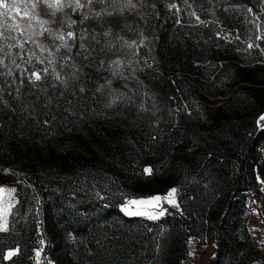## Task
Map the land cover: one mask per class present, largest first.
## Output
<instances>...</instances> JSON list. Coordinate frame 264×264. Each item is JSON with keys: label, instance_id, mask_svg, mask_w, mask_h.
I'll list each match as a JSON object with an SVG mask.
<instances>
[{"label": "trees", "instance_id": "obj_1", "mask_svg": "<svg viewBox=\"0 0 264 264\" xmlns=\"http://www.w3.org/2000/svg\"><path fill=\"white\" fill-rule=\"evenodd\" d=\"M225 1L213 0L203 9L213 11L224 28L256 42L257 25L250 14L258 11L261 0H227L226 12L221 10ZM172 2L178 0H145L147 6L135 10L127 21L128 32L136 30L140 39H147L141 49L150 48L148 60L161 65V72L143 67L135 51L118 66L124 74L106 75L109 65L117 68L112 58L122 48L119 24L112 21L97 26L81 52L72 55L61 76L67 86L55 80L35 90L23 82L16 88L17 96L0 94V169L11 170L0 171V185L16 187L22 212L29 203L35 206L20 225L0 234L6 241L0 242V264H34L39 235L46 243L45 261L53 257L56 264H192L188 243L191 236L201 235L194 228L203 219L216 226L218 251L211 264L224 254L223 227L212 214L204 218L200 210L187 206L182 213L172 208L153 221L125 216L120 210L126 199L159 193L160 188L152 186L186 162L183 145L193 138L205 142L203 126H212L211 114L226 126L228 108H242L237 102L240 93L253 100L246 107L247 134L256 131V120L264 113V64L260 63L264 38L256 42L260 49L248 62L259 77L249 79L251 86L237 88L241 79L236 64L217 63L213 27L195 28L186 19L179 23ZM260 17L264 22V14ZM231 47L224 48L230 53ZM165 68L200 74L211 80L213 93L232 92V96L213 108H191L189 115L177 107V101L203 98L199 88L210 94L209 85L169 80ZM230 75L235 80L228 86L224 80ZM257 95L262 98L254 100ZM259 136L264 138V129ZM204 148H209L207 143ZM42 149L49 161L41 158ZM196 162L192 158L190 166L195 168ZM147 166L153 168V175L144 173ZM9 249L19 252L7 260Z\"/></svg>", "mask_w": 264, "mask_h": 264}, {"label": "rangeland", "instance_id": "obj_2", "mask_svg": "<svg viewBox=\"0 0 264 264\" xmlns=\"http://www.w3.org/2000/svg\"><path fill=\"white\" fill-rule=\"evenodd\" d=\"M144 1L132 0L136 4V7L132 9L123 8V11H121V3H116L113 6L112 0H106L103 4L99 0H93L91 11L87 6L75 14H72L71 10H67L70 18L77 21L75 25L69 28L66 23L65 13L58 12L55 16H52V10L47 8L43 3L33 8L32 3L34 0H15L17 8L9 12L7 18L0 17V60L3 61L0 64V94L17 96L15 91L20 92V90H16V88L18 84L22 85L23 82L24 85L27 84V86L35 90L43 87V84L46 82L51 81V84H55L57 79L55 78L53 69L62 76L63 69L70 67L69 63L72 61V55L76 54V52L79 54L83 49L86 37L90 36V33H95L97 26L105 22L113 24L112 21L119 24L121 38L118 39V42L122 45L121 51L119 52L118 50L116 56L114 55L115 59L112 58V61L119 60L123 63L126 56L128 58L130 54H134L137 51V54L141 56L140 62L143 67L161 72V65L148 60L152 55L150 48L148 47L146 50L141 49L143 48V42H147V39L145 38L143 41L137 36L136 30L130 33L127 29L129 27L127 24L129 16L135 13V10H140L141 6H147ZM212 1L178 0V2H172L171 6L178 10L175 16L179 23L186 19L195 28L199 26L205 30H209L213 27L214 45L218 51L217 63L220 65L225 63L236 64L239 68V78L241 79V83L237 88L251 86L249 79H257L259 77L256 71L251 70L252 65L248 64V62L251 61L252 53L260 49V47H256V42L264 38V22L263 20L261 21L260 17L264 14V0H261L262 3L259 5V9H257L258 11L250 14L255 19L253 23L257 25L256 42L241 38L239 31L224 28L213 11L209 12L210 10L203 9L207 4L211 5ZM9 2H12V0H9ZM82 2L86 3V0H82ZM221 3V10L226 12L230 6L229 1L226 0ZM105 9L112 14H103L100 17L94 15V12H101ZM183 11L184 15L182 14ZM84 13L88 14V19L86 20L83 19ZM43 20H47L49 23L42 25L41 21ZM81 20H83V23H80ZM52 21L55 22L53 23ZM135 21L137 24L142 22L139 15L136 16ZM44 28L63 30L65 33L69 31L76 33L75 40L68 38L67 41L69 45H72L71 51L63 47H60L59 51H56L61 42L50 36L47 31H42ZM81 36H83L82 39ZM133 42H135V46L129 47ZM21 44L23 47L20 46ZM38 44L47 45L51 49V57H49L48 51L41 52ZM227 44L232 46L230 53L224 48ZM249 44H252L251 48L248 47ZM37 57H40L43 63L39 62ZM50 60H54L55 62L51 63ZM260 63L264 64V60L260 61ZM206 64L207 66L209 65L208 63ZM45 68L48 69L47 75L43 72ZM118 68L119 72L117 76L124 74L122 70L125 69L123 67ZM215 68L217 67L214 66L211 69L216 74L217 72L215 71L218 69ZM116 69L114 65H109L106 75L111 77L116 76L113 75V71ZM165 69L163 74L169 80H187L195 86H198L199 82L207 85L211 83V80L204 79L200 74L184 71L174 72L168 68ZM69 70H71V73L74 71L72 69ZM34 71L40 72L41 80L30 82L29 76ZM234 80L233 75H230L228 78H225L224 84L226 83L228 86L233 85ZM208 90L210 94L215 95L211 94L212 96H210V94L205 93L203 87H200L199 92L203 98L195 99L194 102H189L183 98L181 102L177 101V107L190 113L192 111L191 108L198 109L200 105L213 108L215 105L228 103L232 96V92L228 96L218 95L219 90L213 93V88L210 85ZM179 93L182 97V92L179 91ZM240 94L237 102L242 108H228L227 115L224 117L226 126L221 124L219 118L211 114L212 126L206 124L203 126L205 129V142L193 138L192 141L185 143L183 145L184 153L188 154L186 162H184L182 167L179 166L176 169L178 171H173L172 175H162L164 178L152 186L155 190L160 188L158 190L159 193L155 195H160L161 197H164L169 189L177 188L178 191L175 194V198L179 203V208L170 205L163 199L159 202V206L142 205L140 208L141 210L153 213L164 212L162 216L153 221L162 219L172 208L182 213L183 207L187 208V206L200 210L204 218L206 216L211 217L212 214L215 216L218 226L222 225L223 227L221 229V237L224 254L219 256L217 264H264V191H262L264 189V183H262L264 182V138L259 136L260 131L264 129V120L260 119L264 116V113L256 120V131L247 134L245 123L246 112L248 110H246V107L249 109V105L253 100L246 93ZM259 98H262V96L257 95L253 97L254 100H259ZM202 115V122H205L204 113ZM205 143H207L208 149L204 148ZM40 155L42 159L49 161L46 150L42 149ZM189 156L197 161L195 168L190 166L192 158L189 159ZM177 172H179L180 176L177 175ZM153 174L154 172L151 175ZM237 177H239L238 183L235 182ZM0 188L5 190L0 192V210L8 211L6 217L0 216V222L6 219L8 225V231H0V234H3L10 232L14 228L13 225H20V222L22 223L29 215H32L35 212V206L29 203L26 206V210L22 212L19 210V191L16 187L11 184H4L0 185ZM13 188L16 189V192L9 198L8 190ZM129 217L147 218L145 216ZM215 228V224L213 225L207 219H203L202 223H199L194 228L201 235L191 236L189 240V262L192 264H211L213 262L218 251L215 240ZM62 238L66 237L62 236ZM37 239L39 240L36 250L42 248V251L39 257L36 255V250L34 251V264H49V262L56 264L53 257H47L45 261L44 250L46 243L40 235ZM42 240L44 241L43 245L41 244ZM0 242L6 241L0 237ZM11 250L15 249L6 251L5 258L7 260L12 259L18 254L9 257L8 253ZM189 253H194V255H189Z\"/></svg>", "mask_w": 264, "mask_h": 264}, {"label": "snow or ice", "instance_id": "obj_3", "mask_svg": "<svg viewBox=\"0 0 264 264\" xmlns=\"http://www.w3.org/2000/svg\"><path fill=\"white\" fill-rule=\"evenodd\" d=\"M100 3H105L106 0H99ZM142 2V0H141ZM45 4L47 6V8L51 9V15L55 16L58 12L61 13H65V17H66V23L68 25L69 28H71L73 25H75L77 23L76 20H72L70 18V16L68 15L67 10H71L72 14L77 13L78 11L84 9L86 6L90 9L91 11V5L93 3V0H86V3L82 2V0H34V2L32 3V7L36 8L39 4ZM113 6H115L116 3H121L122 7H121V11H123V8H135L136 4H134L132 2V0H112ZM17 8V4L15 3V0H12V2H9V0H0V17H5L7 18L9 12H11L13 9ZM249 12H251V9H248ZM103 14H107V15H111V12H108L106 9L102 10L101 12H94V15L96 17H100ZM83 19H88V14L84 13L83 14ZM53 23L55 21H52ZM203 23V21H201ZM49 23V21L47 20H43L41 21L42 25H47ZM80 23H83V20L80 21ZM42 31H47L49 33L50 36H52L54 39H58L61 43L60 45L56 48V51H59L60 47L66 48L69 51H71L72 45H69L68 38H71L73 40L76 39V33L69 31L67 33L63 32V30H53L51 28H44ZM42 34V32H41ZM83 38V36H81V39ZM21 47H23V45H20ZM135 46V42H133L132 44L129 45V47ZM38 47L40 48L41 52L44 51H48L49 52V57H51L52 52L51 49L44 44H38ZM249 48L252 47V44L248 45ZM37 60L41 63H43V60L40 57H37ZM51 63H54V60H50ZM3 61L0 60V64H2ZM115 65L120 66L121 65V61L117 60L113 62ZM43 72L45 75H47L48 73V69L45 68L43 69ZM119 72V68L117 67L116 70L113 71V75H117ZM53 73L55 75V78L57 80H61V76L59 72H56L55 69H53ZM10 74V73H9ZM29 80L30 82H34V81H39L41 80V75L39 71H34L33 73L30 74L29 76ZM61 83H65L63 80H61ZM108 85H111V81H107ZM65 86L66 83H65ZM81 91H83V89H81ZM116 97L113 98V102L115 101ZM190 115V113H189ZM261 120H264V116H262L260 118ZM45 123L47 124L48 122L45 121ZM0 171L3 172H10V169H0ZM144 173L151 175L153 172V169L151 166L145 167L144 168ZM264 183V182H262ZM5 191L3 188H0V192ZM177 188H171L169 189L168 193L164 196L161 197L160 195H155L152 197H147V198H129L126 199L121 205H120V210L122 212H124L125 215L128 216H145L150 220H155L158 219L159 216H162L164 214L163 211L158 212V213H153V212H148V211H144L141 210L140 206L142 205H154V206H159V202L163 199L165 202L169 203L170 205L179 208V203L175 198V194L177 193ZM262 191H264V189H262ZM16 192V189H10L8 190V195L9 198L12 197V194H14ZM103 198V197H101ZM107 206V205H106ZM8 215V211L7 210H0V216H7ZM0 231H8V225H7V220L4 219L2 220V222H0ZM191 242V241H190ZM41 244H44V241H41ZM157 248L159 249V246H157ZM42 251L41 249L36 250V255L37 257L40 256V253ZM19 252V249H15V250H11L8 253V256L11 257L15 254H17ZM189 255H194V253H189ZM49 264H51V262H49Z\"/></svg>", "mask_w": 264, "mask_h": 264}]
</instances>
